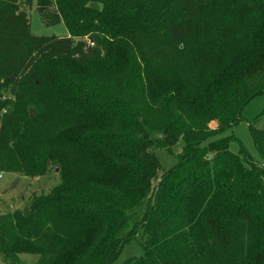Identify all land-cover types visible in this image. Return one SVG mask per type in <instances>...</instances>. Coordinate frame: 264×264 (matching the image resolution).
Returning <instances> with one entry per match:
<instances>
[{
	"label": "trees",
	"instance_id": "obj_1",
	"mask_svg": "<svg viewBox=\"0 0 264 264\" xmlns=\"http://www.w3.org/2000/svg\"><path fill=\"white\" fill-rule=\"evenodd\" d=\"M22 3L0 0V172L60 182L0 215L2 259L111 264L143 235L123 264H264V130L258 160L219 137L264 93V0H36L62 37Z\"/></svg>",
	"mask_w": 264,
	"mask_h": 264
},
{
	"label": "rangeland",
	"instance_id": "obj_2",
	"mask_svg": "<svg viewBox=\"0 0 264 264\" xmlns=\"http://www.w3.org/2000/svg\"><path fill=\"white\" fill-rule=\"evenodd\" d=\"M21 7L27 15L29 29L32 35L38 37H62L67 35V30L63 23L54 25H46L43 23L37 11L36 0H31L30 5H23L22 3ZM216 126V121H211L208 124V128L210 129H215ZM252 128L264 130V93L253 98L242 110L240 122L226 130L219 137L223 138L231 135L236 137L250 155L258 160L259 154L251 135ZM182 146L183 141L179 139L172 146V153H167L162 149L154 151V155L159 162V169L153 180V186L156 185L163 171L170 169L176 164L177 160L175 155L180 152ZM229 150L232 153H237L239 150L238 142L232 141L229 144ZM59 182V169L56 171V167L54 166H50L44 175L36 178L20 173L0 172V215L8 213L11 210H24L28 206L32 195L46 194L54 186L59 184ZM143 210L144 206H138L130 211L129 215L133 219H139ZM145 241L146 238L140 235L136 239L127 242L111 264H123L129 258L142 256V245ZM37 259L38 256L36 255H18L19 264H36ZM0 264L8 263L0 256Z\"/></svg>",
	"mask_w": 264,
	"mask_h": 264
},
{
	"label": "water",
	"instance_id": "obj_3",
	"mask_svg": "<svg viewBox=\"0 0 264 264\" xmlns=\"http://www.w3.org/2000/svg\"><path fill=\"white\" fill-rule=\"evenodd\" d=\"M56 171H58V168H56Z\"/></svg>",
	"mask_w": 264,
	"mask_h": 264
},
{
	"label": "built area",
	"instance_id": "obj_4",
	"mask_svg": "<svg viewBox=\"0 0 264 264\" xmlns=\"http://www.w3.org/2000/svg\"><path fill=\"white\" fill-rule=\"evenodd\" d=\"M3 112H5V111H3Z\"/></svg>",
	"mask_w": 264,
	"mask_h": 264
}]
</instances>
